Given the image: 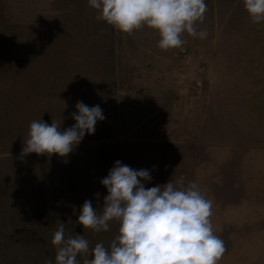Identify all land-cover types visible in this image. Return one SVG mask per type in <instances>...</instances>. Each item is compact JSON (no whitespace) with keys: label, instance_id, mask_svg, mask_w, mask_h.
Instances as JSON below:
<instances>
[{"label":"rangeland","instance_id":"1","mask_svg":"<svg viewBox=\"0 0 264 264\" xmlns=\"http://www.w3.org/2000/svg\"><path fill=\"white\" fill-rule=\"evenodd\" d=\"M220 13L214 6L207 15L221 20L220 27L198 23L205 39L185 34L182 47L165 52L154 30L144 27L129 36L97 21L88 0H0V264H55L51 240L61 223L65 238L80 234L90 247H107L118 222L94 233L77 220L85 200L102 211L107 189L100 181L118 160L149 170L146 188L183 177L213 200L210 182L226 177L214 171L206 180L207 170L196 172L202 164L196 151L201 144L237 143L230 106L240 75L235 58L264 57V27L250 43L247 12H238L242 19L233 22ZM77 101L102 109L105 119L95 132L67 157H21L30 123L53 120L63 131L75 124ZM216 107L219 112H212ZM240 174L234 173L238 183ZM237 198L218 205L239 208L230 217L242 216L225 220L224 227V215L213 205L212 223L225 246L218 264H264V200L248 208L241 194Z\"/></svg>","mask_w":264,"mask_h":264},{"label":"clouds","instance_id":"2","mask_svg":"<svg viewBox=\"0 0 264 264\" xmlns=\"http://www.w3.org/2000/svg\"><path fill=\"white\" fill-rule=\"evenodd\" d=\"M242 3L253 24L264 22V0ZM88 4L97 12V21L121 34L130 36L144 27L154 30L161 51L182 47L185 34L199 39L208 35L197 28L205 20V0H88ZM76 110L71 114L75 124L63 131L53 120L51 124L33 120L21 157L30 153L67 157L105 119L99 105L77 101ZM151 180L149 170L116 161L100 181L107 189L102 211L98 213L92 201L85 200L77 223L100 233L118 222V233L107 247L103 242L90 247L83 235L65 238L61 223L51 240L55 264H218L225 246L212 223L213 201L195 182L185 185L183 177L146 188Z\"/></svg>","mask_w":264,"mask_h":264},{"label":"crops","instance_id":"3","mask_svg":"<svg viewBox=\"0 0 264 264\" xmlns=\"http://www.w3.org/2000/svg\"><path fill=\"white\" fill-rule=\"evenodd\" d=\"M205 2L207 4L204 20L207 24H205V27L209 26V24L214 27L221 26V20L215 19L214 21L213 17H207L208 13L214 10V6L221 7L220 14L225 22L228 20L231 22L241 20L242 18L238 12L245 11L242 0H205ZM246 27L253 30L252 34H250L253 36L248 38V41L253 43L255 37L259 36V34L256 36V29L264 27V22L253 24L250 21ZM235 59L237 61L235 64L240 65V75L237 78L236 85H232V88L236 89L233 92V95L236 96L233 99L236 101L231 103L230 106L235 109V118L238 122L236 133H231L233 140L237 143L231 145L226 144L228 142L201 144L202 148L200 145L196 151L202 163L197 167L196 172L203 171L205 173V170H207L206 180H212L211 174L214 171L226 177L219 180L218 183L210 182L214 190L213 200H211L214 207L219 209L218 205L221 203H238L239 199H235V197L240 196V194L243 197L242 204L244 203L248 208L264 200V191L262 192L264 186V62L259 61V63H256L258 59H264V57L261 54L258 56L240 55ZM200 82L203 86V82ZM211 82L212 88L216 86V74L215 77L212 75ZM210 94L214 96L215 90L213 92L210 91ZM227 95L228 93L221 94L217 99L224 101ZM216 109L217 107L211 110L212 112H219ZM220 114L223 115L224 113L220 112ZM198 138L200 137L198 136ZM225 146L228 148H225ZM205 166L209 167L205 168ZM235 172H243V175L240 174L243 180L242 183H238L241 178L234 175ZM204 177L205 175L201 177V181H203ZM234 177H237V181H235ZM229 207L228 209H220V212L224 215L223 218L220 217L222 219L220 221L222 227L227 225L225 222L227 219H242V216L239 217V215L230 217L232 213L238 212L239 208Z\"/></svg>","mask_w":264,"mask_h":264},{"label":"built area","instance_id":"4","mask_svg":"<svg viewBox=\"0 0 264 264\" xmlns=\"http://www.w3.org/2000/svg\"><path fill=\"white\" fill-rule=\"evenodd\" d=\"M201 85V84H200ZM200 85H198V86H200Z\"/></svg>","mask_w":264,"mask_h":264}]
</instances>
